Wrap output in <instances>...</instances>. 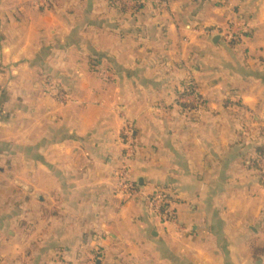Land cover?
Segmentation results:
<instances>
[{"label": "crops", "instance_id": "1", "mask_svg": "<svg viewBox=\"0 0 264 264\" xmlns=\"http://www.w3.org/2000/svg\"><path fill=\"white\" fill-rule=\"evenodd\" d=\"M0 134V264H264V0H0Z\"/></svg>", "mask_w": 264, "mask_h": 264}, {"label": "built area", "instance_id": "2", "mask_svg": "<svg viewBox=\"0 0 264 264\" xmlns=\"http://www.w3.org/2000/svg\"><path fill=\"white\" fill-rule=\"evenodd\" d=\"M233 33V32H232ZM228 35V39L232 40L233 34ZM191 101L197 106L202 105L203 100L199 96L198 91H194L189 96ZM126 159H131L134 154V145L131 136L127 137L126 140ZM117 178L119 182V188L123 195H137L136 182L133 180L130 174V167L125 164L117 173ZM260 178L264 185V165L260 169ZM145 202L150 211L161 217L164 222L174 221L176 218L175 210L173 209V197L171 193L167 190H156L152 194L145 197Z\"/></svg>", "mask_w": 264, "mask_h": 264}, {"label": "rangeland", "instance_id": "3", "mask_svg": "<svg viewBox=\"0 0 264 264\" xmlns=\"http://www.w3.org/2000/svg\"><path fill=\"white\" fill-rule=\"evenodd\" d=\"M40 1H42V0H32V2L33 3H39L40 4ZM44 1V0H43ZM227 30H229V29H227ZM226 35H229V34H226ZM233 41V40H232ZM230 42V41H229ZM40 83V82H39ZM58 98H59V100H61V102L63 103H66V102H68L69 100V98H68V96H67V94H59L58 95ZM3 129H8V128H5V127H2L1 128V130H3ZM3 134V133H2ZM1 135V134H0ZM2 136V135H1ZM3 136H4V134H3ZM6 136V135H5ZM2 161H4V159H0V166H3V167H1V168H3V170H4V173H0V183H2V182H4V183H7L8 184V181H11L10 180V178H9V176H8V173L10 172V169L7 167V165H5V163L4 162H2ZM9 162H7V164H8ZM23 173V170H20L19 171V174H22ZM118 180V179H117ZM261 180V179H260ZM261 182H262V180H261ZM118 187V192L121 194V195H123L122 193H121V191H120V188H119V186H117ZM2 191H3V193H4V196H6V197H9V195H10V191H9V189H2ZM138 195V194H137ZM137 195H128L126 198H127V200H131V199H134ZM126 196V195H125ZM161 218V217H160ZM162 219V218H161ZM163 221V220H162ZM164 222V221H163ZM164 224H166V222H164Z\"/></svg>", "mask_w": 264, "mask_h": 264}, {"label": "trees", "instance_id": "4", "mask_svg": "<svg viewBox=\"0 0 264 264\" xmlns=\"http://www.w3.org/2000/svg\"><path fill=\"white\" fill-rule=\"evenodd\" d=\"M263 151V149H260V151L259 152H262Z\"/></svg>", "mask_w": 264, "mask_h": 264}, {"label": "water", "instance_id": "5", "mask_svg": "<svg viewBox=\"0 0 264 264\" xmlns=\"http://www.w3.org/2000/svg\"><path fill=\"white\" fill-rule=\"evenodd\" d=\"M218 38H219V37H218ZM218 38H217V39H218Z\"/></svg>", "mask_w": 264, "mask_h": 264}]
</instances>
